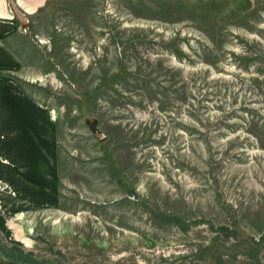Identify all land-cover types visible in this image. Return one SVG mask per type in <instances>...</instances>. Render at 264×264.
<instances>
[{
  "label": "rangeland",
  "instance_id": "374dc122",
  "mask_svg": "<svg viewBox=\"0 0 264 264\" xmlns=\"http://www.w3.org/2000/svg\"><path fill=\"white\" fill-rule=\"evenodd\" d=\"M4 1L0 264H264V0Z\"/></svg>",
  "mask_w": 264,
  "mask_h": 264
},
{
  "label": "crops",
  "instance_id": "0c3cea01",
  "mask_svg": "<svg viewBox=\"0 0 264 264\" xmlns=\"http://www.w3.org/2000/svg\"><path fill=\"white\" fill-rule=\"evenodd\" d=\"M15 1H16L17 6L21 10H23L26 14H29L30 16H33V15L39 13L43 8H45L51 2H58V1H83V0H15ZM7 5H6V2L4 0H0V29H1L0 30L1 31L0 34H3L4 31H6V29H7L6 27H8L7 26L8 23H10V24L12 23V20H11V17H10V12H9V9H8ZM4 43H5V41H3V40L0 41V44H4ZM0 55H1L0 59L2 61H8V60H12L13 59V56L9 52H5L4 49L0 52ZM2 100L3 99L0 98V110L3 108L2 106H4V104H5ZM38 111L40 112V110H38ZM2 113L3 112H1L0 114H2ZM16 113H18V112H16ZM3 116L4 115H1L0 117L3 119ZM1 118H0V124L2 125L3 120H1ZM21 124L25 125L24 124V120H23V123H20L19 127H18V121L15 122V125H16L15 131L17 130V128L22 127ZM23 128H24L25 132H27V131H28V133L30 132L29 129L26 130L25 127H23ZM37 128L41 131V126H38ZM53 131H54V120H53ZM22 132H23V129L22 130H18V133H22ZM23 138H25V137H23ZM27 139H31L28 147H26L25 140H23L24 143H23V141L19 140V138H17V140H15V141H17V143H16L17 148H19V150H21V152H19L18 155L20 156V158L22 156H28L29 160L33 157L32 158L33 160L32 161H27V160L24 161V160L21 159L22 161L21 160H18V161H20L21 164L23 165V163H27V162L35 163V160H38V159L44 160L45 162H47L49 164L48 167L51 169V171L53 170V174H54V172H55V168H54V165H55L54 164V162H55V153H54V150H53V153H52V151L49 152V151H46L45 149L41 150L40 149V145L38 144V140L36 138L29 137ZM31 143L34 144L35 152L34 151H30V149H29ZM53 149H54V147H53ZM1 152H3L2 154H5L6 150L5 149H4V151L1 150ZM15 154L17 155V153H15ZM5 167H7V166H5V165L3 166L2 165L3 169H6ZM53 180H54V175H53Z\"/></svg>",
  "mask_w": 264,
  "mask_h": 264
},
{
  "label": "water",
  "instance_id": "95a60500",
  "mask_svg": "<svg viewBox=\"0 0 264 264\" xmlns=\"http://www.w3.org/2000/svg\"><path fill=\"white\" fill-rule=\"evenodd\" d=\"M10 11L14 15V17L18 20V22L21 24V27L26 28L30 25V18L27 16V14L22 11L16 4L15 0H8ZM86 123L90 127L92 133L94 136L101 142L106 141L108 139L107 133L102 130V128L99 126V122L97 119L89 117L86 118Z\"/></svg>",
  "mask_w": 264,
  "mask_h": 264
}]
</instances>
